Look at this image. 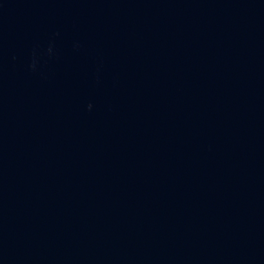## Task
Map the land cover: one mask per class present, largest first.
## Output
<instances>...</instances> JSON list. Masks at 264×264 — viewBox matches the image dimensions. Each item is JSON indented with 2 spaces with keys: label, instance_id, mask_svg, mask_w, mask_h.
<instances>
[{
  "label": "water",
  "instance_id": "95a60500",
  "mask_svg": "<svg viewBox=\"0 0 264 264\" xmlns=\"http://www.w3.org/2000/svg\"><path fill=\"white\" fill-rule=\"evenodd\" d=\"M0 264H264V0H0Z\"/></svg>",
  "mask_w": 264,
  "mask_h": 264
}]
</instances>
